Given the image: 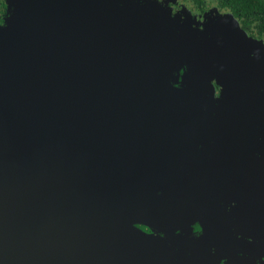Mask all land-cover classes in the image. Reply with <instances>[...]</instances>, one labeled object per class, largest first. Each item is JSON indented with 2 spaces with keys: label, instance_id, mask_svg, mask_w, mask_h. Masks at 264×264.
Segmentation results:
<instances>
[{
  "label": "water",
  "instance_id": "1",
  "mask_svg": "<svg viewBox=\"0 0 264 264\" xmlns=\"http://www.w3.org/2000/svg\"><path fill=\"white\" fill-rule=\"evenodd\" d=\"M170 2L9 0L0 264L164 261L166 241L138 225L167 236L200 220L173 200L191 178L173 176L200 175L190 158L215 148L202 136L257 147L264 43L231 12L198 21Z\"/></svg>",
  "mask_w": 264,
  "mask_h": 264
},
{
  "label": "flooded vegetation",
  "instance_id": "2",
  "mask_svg": "<svg viewBox=\"0 0 264 264\" xmlns=\"http://www.w3.org/2000/svg\"><path fill=\"white\" fill-rule=\"evenodd\" d=\"M170 1L168 6L174 14L187 8L198 21L211 9L223 15L229 13L209 0ZM8 8L9 0H0V25L5 23ZM190 25L203 30L207 24ZM240 26L248 37L264 43V37ZM215 87L218 96L220 88ZM221 135L204 134L202 138L213 142L215 148L208 145L199 158H190V166L199 167L200 175L173 176V184L180 183V178H191L185 182L183 196L173 200L184 202L188 214L199 211L200 220L193 222L186 232L167 236L153 233L144 224L138 225L167 243L168 250L160 252L166 259L157 264H264V134L256 133L257 147L252 143V149L245 152L238 150L236 140L230 143L226 135Z\"/></svg>",
  "mask_w": 264,
  "mask_h": 264
},
{
  "label": "trees",
  "instance_id": "3",
  "mask_svg": "<svg viewBox=\"0 0 264 264\" xmlns=\"http://www.w3.org/2000/svg\"><path fill=\"white\" fill-rule=\"evenodd\" d=\"M209 3L231 12L246 30L264 37V0H209Z\"/></svg>",
  "mask_w": 264,
  "mask_h": 264
}]
</instances>
